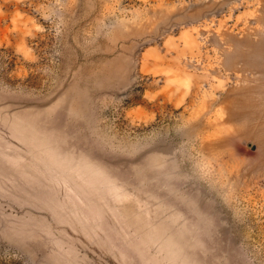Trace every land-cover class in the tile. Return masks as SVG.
<instances>
[{"label": "rangeland", "instance_id": "374dc122", "mask_svg": "<svg viewBox=\"0 0 264 264\" xmlns=\"http://www.w3.org/2000/svg\"><path fill=\"white\" fill-rule=\"evenodd\" d=\"M0 264H264V0H0Z\"/></svg>", "mask_w": 264, "mask_h": 264}]
</instances>
